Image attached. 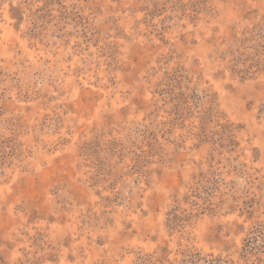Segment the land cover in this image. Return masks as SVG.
Listing matches in <instances>:
<instances>
[{"label":"rangeland","instance_id":"obj_1","mask_svg":"<svg viewBox=\"0 0 264 264\" xmlns=\"http://www.w3.org/2000/svg\"><path fill=\"white\" fill-rule=\"evenodd\" d=\"M0 264H264V0H0Z\"/></svg>","mask_w":264,"mask_h":264}]
</instances>
